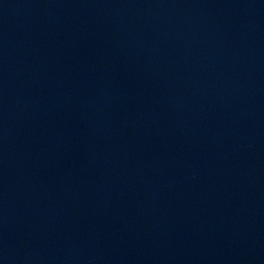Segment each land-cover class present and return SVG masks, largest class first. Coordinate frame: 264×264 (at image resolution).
<instances>
[{"label":"water","instance_id":"water-1","mask_svg":"<svg viewBox=\"0 0 264 264\" xmlns=\"http://www.w3.org/2000/svg\"><path fill=\"white\" fill-rule=\"evenodd\" d=\"M0 264H264V0H0Z\"/></svg>","mask_w":264,"mask_h":264}]
</instances>
